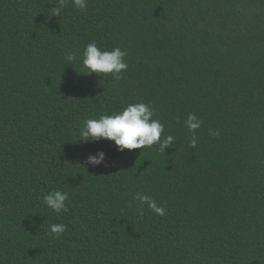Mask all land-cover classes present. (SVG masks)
Segmentation results:
<instances>
[{"label": "trees", "instance_id": "16d2710c", "mask_svg": "<svg viewBox=\"0 0 264 264\" xmlns=\"http://www.w3.org/2000/svg\"><path fill=\"white\" fill-rule=\"evenodd\" d=\"M56 3L0 0V264H264V0ZM91 41L127 50L121 80L84 69ZM136 102L176 138L165 152L78 141ZM53 190L66 213L44 204ZM136 192L166 214L140 216Z\"/></svg>", "mask_w": 264, "mask_h": 264}, {"label": "clouds", "instance_id": "9594fccd", "mask_svg": "<svg viewBox=\"0 0 264 264\" xmlns=\"http://www.w3.org/2000/svg\"><path fill=\"white\" fill-rule=\"evenodd\" d=\"M71 2L77 9L87 11L88 0H57L56 6L52 8L53 16H60L62 9ZM128 52L120 47H114L111 50L102 48L95 41L89 42L82 54V65L89 74L95 73L99 76L111 75L114 80H121L122 73L128 70L126 57ZM65 60L68 62L77 61L76 52L65 54ZM157 109L151 102L130 103L122 110L112 114H103L99 118L86 119L80 130V142H91L108 140L114 142L117 151L150 148L154 145L159 146L161 152L166 148L172 147L175 143L173 135L163 136L165 125L159 119L154 118ZM177 123H181L177 118ZM204 121L194 112L187 115L183 121L184 127L187 128L190 136L188 137L189 145L193 148L197 146V131L203 126ZM209 134L219 137L218 130L209 129ZM106 159L104 151H98L94 155L87 157V165L98 166ZM69 199V193L63 190H53L43 196V202L47 208L56 214L66 213L68 206L66 202ZM134 200L139 202L138 212L140 216L144 215L145 206L147 209L161 217L166 214V205L160 206L157 201L150 195L143 192H136ZM68 230V226L63 223H53L50 225V232L60 235Z\"/></svg>", "mask_w": 264, "mask_h": 264}]
</instances>
